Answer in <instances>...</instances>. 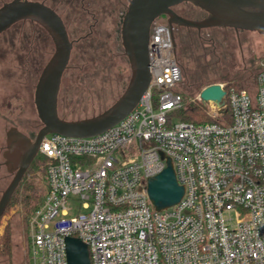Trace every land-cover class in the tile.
<instances>
[{
  "label": "built area",
  "instance_id": "1",
  "mask_svg": "<svg viewBox=\"0 0 264 264\" xmlns=\"http://www.w3.org/2000/svg\"><path fill=\"white\" fill-rule=\"evenodd\" d=\"M174 50L157 18L136 107L97 135L43 137L48 191L30 217L29 264H68L67 237L88 245L91 264H264V58L254 94L222 84L223 106L207 103L231 120L196 124L170 120L184 104ZM167 157L185 193L158 211L147 182Z\"/></svg>",
  "mask_w": 264,
  "mask_h": 264
},
{
  "label": "rangeland",
  "instance_id": "2",
  "mask_svg": "<svg viewBox=\"0 0 264 264\" xmlns=\"http://www.w3.org/2000/svg\"><path fill=\"white\" fill-rule=\"evenodd\" d=\"M7 1L10 0H0V6ZM40 1H46L57 8L75 37H80L82 34L80 22L85 16L84 7L94 6L99 32L103 35V44L99 48L91 46V41L89 46L81 40L75 44L70 62L71 70L63 78L59 115L66 119H79L103 111L125 91L131 77V67L125 54L122 36L120 35L118 44L115 42V37L108 40V35L116 29L117 20L122 29L123 18L131 0ZM88 18L89 23L93 22L91 15ZM43 31L41 27H36L30 21H21L8 30V34L17 35L13 42L16 45H8V48H33L37 42L33 36L36 34L43 37ZM216 31L217 39L214 41L186 36L175 38L174 54L183 73L177 90L184 96V105H189L192 100L198 99L200 91L212 83H221L226 87L231 85L245 87L252 92L257 88L259 63L264 58V32L236 31L228 28ZM18 34L27 36L20 37ZM101 42L99 41L100 44ZM43 43L44 41L41 40V44ZM108 46L111 47L110 52L114 51V53L113 58L107 60V55L105 54L104 57L103 53L107 52ZM50 49L51 53L45 51V55L42 54V60L50 57L53 51L52 45ZM86 49H90L89 53ZM94 53L99 55L97 58L100 61H104L99 64L102 66L99 71L92 67V65L96 68L99 66L96 64L97 58H94ZM7 55V63L0 60V73L4 70L9 72V75L2 78L0 74L2 91L15 89L20 78V68L15 61L16 54L8 52ZM86 64L88 67L85 66ZM85 74H88V77ZM4 82L7 84L4 85ZM12 102L19 104L20 100L12 99ZM208 114L218 121L225 119L224 116L216 115L213 109L208 108ZM174 119L179 120L177 117ZM4 132V125L0 119V144L5 142ZM6 172L5 168H0V177ZM9 181L0 180V189L5 188ZM47 191L48 182L44 164L39 170L32 166L0 220V264H29L30 217L37 203L40 200L44 201ZM36 194L42 196L38 199Z\"/></svg>",
  "mask_w": 264,
  "mask_h": 264
},
{
  "label": "water",
  "instance_id": "3",
  "mask_svg": "<svg viewBox=\"0 0 264 264\" xmlns=\"http://www.w3.org/2000/svg\"><path fill=\"white\" fill-rule=\"evenodd\" d=\"M186 1L195 2L207 10L210 16L203 21L179 16L173 7ZM164 14L168 15L171 27L174 24L198 28L229 26L236 30L264 32V0H131L122 22V43L131 67V77L125 91L111 106L97 114L79 119H66L59 115L58 98L73 43L64 20L55 9L40 0H10L0 6V34L19 21L32 20L40 23L55 43V51L41 73L35 92V102L43 126L0 198V219L31 160L38 154L45 135H97L121 121L136 107L151 80L148 54L151 26ZM174 45L176 46L175 37ZM199 95L204 106L211 101L221 108L226 90L221 83H212L205 86ZM17 138L28 141L22 134ZM147 191L158 211L181 201L185 186L179 182L170 157H167V167L148 179ZM65 243L68 264H91L86 243L76 237H67Z\"/></svg>",
  "mask_w": 264,
  "mask_h": 264
},
{
  "label": "flooded vegetation",
  "instance_id": "4",
  "mask_svg": "<svg viewBox=\"0 0 264 264\" xmlns=\"http://www.w3.org/2000/svg\"><path fill=\"white\" fill-rule=\"evenodd\" d=\"M46 3V2H45ZM50 7L55 9L59 15L64 20V23L66 25L68 35L70 40L73 43V49L77 41H84L86 42V46H89V41L91 46L95 48H99V46L103 44V35L99 32L98 28V22L96 17L95 8L90 6L84 7V18L81 19V36L75 37L74 33L71 31V28L68 27V24L63 17V15L57 10V8L49 3ZM173 10L181 17L193 20V21H203L207 19L210 16V13L197 5L195 2L192 1H186L183 3H180L173 7ZM91 15L93 22L89 23L88 16ZM160 20L163 19V21L168 22V15L164 14L159 17ZM33 23L36 27L42 28L44 31L42 32L43 37L40 35H34L33 37L35 40H37L36 44H34L33 48H14L9 49L8 45L15 46L16 44L14 42V38L17 36L15 34H8V30L11 29V27L0 34V60L3 62L8 61L7 59V53L8 52H14L17 58L16 65L20 68V78L18 81V86H16L15 89H6L5 91H0V119L3 122L4 125V136H5V142L3 144H0V168L7 171L3 177H0V180H10L7 183V186L11 182V180L16 175L17 171L19 170L20 166L22 165V162L24 161L25 154L30 150L31 145L35 142L43 123H41V119L37 110L36 102H35V92L36 87L38 84V81L40 79L41 73L43 69L45 68L46 64L52 57L54 51H55V43L53 41L52 36L49 34V32L38 22L32 21V20H26ZM169 23V22H168ZM15 25H12V27ZM114 26V25H113ZM173 34L174 37H181L186 36L188 38L193 39H199V40H211L214 41L217 39L216 37V30L222 29V28H228V29H234L233 27L229 26H212V27H189L184 25H178L174 24L173 26ZM115 28V27H114ZM77 29L75 32L77 33ZM236 31H240L236 30ZM20 37H23L26 34H18ZM122 36V29H120V23H118V20L116 22V29L113 33L108 35V40L110 41V38L115 37V42L119 43V37ZM27 36V35H26ZM41 40L44 41L43 44H41ZM99 41H102L101 44ZM108 43V42H107ZM52 45L53 51L50 57L46 60H42V54L44 52L51 53L50 46ZM113 48V47H112ZM73 49L71 53V58L73 54ZM111 47H107V52L103 53V56L107 55V60L113 58L112 54L114 51L110 52ZM114 49V48H113ZM95 50V49H94ZM93 50V51H94ZM97 50V49H96ZM87 53H89L90 49H86ZM94 58H97L95 53L93 54ZM105 57V56H104ZM71 58L68 63V66L66 70L64 71L63 77H62V83L64 75L71 70ZM104 59V58H103ZM97 60L96 64H101L100 62H104L103 60L100 61L99 58L95 59ZM87 63H89L88 60H86ZM85 66L88 67L86 64ZM93 69L99 71L100 67L97 68L93 66ZM2 77L5 75H9V72L6 70L3 71V73H0ZM88 77V74H85ZM3 83V82H2ZM62 83L60 87L59 92V98H58V111L60 106V96L62 94ZM7 84L4 82V85ZM68 95L70 96V93L68 92ZM12 99L20 100L19 104H14L12 102ZM22 134L25 136L28 141L20 140L18 135ZM38 155V154H37ZM37 155L31 160L28 168L26 169L19 185L17 186L15 192L12 195V198L8 204L10 205L14 195L16 194L20 184L22 181L27 178L31 167L34 163V160L36 159ZM10 176V177H9ZM9 177V178H8ZM3 178V179H2ZM1 188L0 189V198L4 192V190L7 188ZM8 208V207H7ZM5 213V212H4ZM4 215V214H3ZM1 220V219H0Z\"/></svg>",
  "mask_w": 264,
  "mask_h": 264
},
{
  "label": "trees",
  "instance_id": "5",
  "mask_svg": "<svg viewBox=\"0 0 264 264\" xmlns=\"http://www.w3.org/2000/svg\"><path fill=\"white\" fill-rule=\"evenodd\" d=\"M44 2H46V1H44ZM22 21H26V20H22ZM19 22H21V21H19ZM19 22H17V23H19ZM17 23H15L14 25H16ZM231 86L236 87L238 89L239 88H245V87H240V86H236V85H231ZM231 86H227L226 88L228 89ZM176 91L182 94V92L178 91L177 88H176ZM255 91L254 92L250 91V92L252 94H254ZM174 117H177L179 120L193 122L196 124L216 121L215 119H212L211 116L208 114V108L206 106H204L201 103V101H199L198 99L192 100V102L189 105L183 104L179 109L172 111L170 114V120H173ZM224 118L226 120H231V116H230V113L228 110L224 113ZM43 164L46 168V174H47L46 159L44 157H42L40 154H38L36 159L34 160V163L32 166H34L37 170H39ZM28 186L31 187L30 185H28ZM36 195H37L36 197L38 199L42 196V195H38V194H36ZM27 200L29 203V200H30L29 197ZM41 201L42 200H40V202L37 203L34 210H36L37 208H39L41 206V204L43 203V201L42 202Z\"/></svg>",
  "mask_w": 264,
  "mask_h": 264
}]
</instances>
